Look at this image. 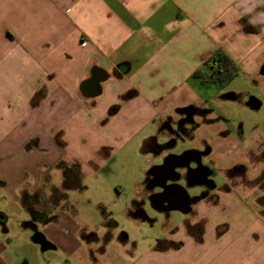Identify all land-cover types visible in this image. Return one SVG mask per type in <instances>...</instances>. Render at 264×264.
I'll return each mask as SVG.
<instances>
[{
    "label": "crops",
    "instance_id": "0c3cea01",
    "mask_svg": "<svg viewBox=\"0 0 264 264\" xmlns=\"http://www.w3.org/2000/svg\"><path fill=\"white\" fill-rule=\"evenodd\" d=\"M218 51L238 66L236 78L250 67L264 77V0H0V187L10 195L0 203V264H264L262 192L243 221L248 213L236 209L233 249L226 230L217 235L223 249L215 262L212 252L119 250L113 219H99L97 232L75 206L80 193L64 190L66 171L77 167L90 178L140 153L151 159L135 178L138 201L168 155L205 144L212 148L206 163L218 149L234 154L241 146L203 111L199 92L208 84L194 77L210 73L204 64ZM189 107L199 112L195 120L207 113L214 122L196 121L181 139L192 144L179 154L181 140L165 147L172 135L164 123H176ZM209 132L218 139L204 140ZM150 138L162 147L159 155L143 151ZM238 169L227 171L242 175ZM55 193L68 197L56 201ZM208 208L203 203L200 218ZM133 213L129 207L131 221L146 222Z\"/></svg>",
    "mask_w": 264,
    "mask_h": 264
},
{
    "label": "rangeland",
    "instance_id": "374dc122",
    "mask_svg": "<svg viewBox=\"0 0 264 264\" xmlns=\"http://www.w3.org/2000/svg\"><path fill=\"white\" fill-rule=\"evenodd\" d=\"M249 69L250 72L241 71L237 78L223 84L222 87L208 84L201 87L199 92L204 108H206L203 111H209L217 120L214 124L215 127H221L223 129L221 132H227L232 136V143L236 141L241 146L234 154H227L226 150L218 149L215 155L216 159L213 161L218 173L216 182L221 187L218 192L223 193L225 202L223 201L222 205L227 209L220 203L214 204L216 200L211 198L194 206L193 212L186 218L178 212H172L166 218L165 214L158 213L150 206H146L145 211L151 222L131 221L128 218L127 209L136 198L135 178L139 176L141 179L142 171H147L149 167L147 160L151 159L150 155L138 153L125 155L113 164L105 166L109 170L104 167L93 177H84L83 182L88 189L83 193L74 194L77 198L75 200L79 203H75V206L79 208L81 206V209L78 210L81 217L93 223L97 232L102 227L99 219H101V223L107 219H109L108 221L113 219L117 226L114 228L118 229V233H114V236L119 235V239L124 241L119 244V250L128 249L132 250L131 252L133 250L146 251L151 248L162 250L166 246V248L174 246L175 248L181 247L178 250L180 252L187 251L188 255L201 256L212 252L215 262H218L222 257L223 245L219 243L217 233L220 235L225 230V234L230 237L227 249H233V238L235 237L233 235L236 233L233 225L237 222V218L234 217L236 209L244 210L245 213H241V216L248 213L245 217H239L243 221L255 212L253 201L258 195L257 193L260 192L259 195H261L262 192L263 197L259 201L263 203L260 212L264 215V77L257 72H252L253 67ZM232 94H235L237 99L227 98ZM254 100L261 105L258 109H253ZM204 115L203 120L199 118L195 121H199V123L214 122L207 120V113ZM215 139L218 138H213L209 132L205 135L204 140L212 142ZM180 143L185 150L192 144V141L181 140ZM226 143V141H217L216 146L226 145ZM241 166L243 167L240 168ZM236 167L243 171L242 175H236L233 171V175H230L227 171L234 170ZM239 169L236 173L240 172ZM143 175L142 180L145 176ZM252 189H256L258 192H253ZM218 192L215 193L216 197H219ZM3 194L0 187V203L1 197L10 196H2ZM238 201H241L242 204H237ZM89 202L90 204H88ZM203 203H207L209 208L205 209L202 219L200 218V209ZM183 224L184 226L189 225L192 233L189 234ZM197 226L202 227L205 232V243H195L193 242L194 238H191L200 237L197 234ZM172 228L174 233H168V230ZM170 238L174 241L173 244L164 243L166 240L171 241Z\"/></svg>",
    "mask_w": 264,
    "mask_h": 264
},
{
    "label": "flooded vegetation",
    "instance_id": "af4514ba",
    "mask_svg": "<svg viewBox=\"0 0 264 264\" xmlns=\"http://www.w3.org/2000/svg\"><path fill=\"white\" fill-rule=\"evenodd\" d=\"M91 85L88 86L91 87ZM181 112L182 116L178 121H176V123H173L171 119H167V121L164 123V128L172 135L170 142L165 146L169 149L176 147V140H183L185 136L190 137L194 130L199 126V124L195 121V117H190V115L199 114L197 109L189 107L182 110ZM148 149L154 154L159 155L162 153V147L156 146L154 142L150 143ZM193 150L195 152L186 155L184 159L181 158L172 160V166L176 168L175 173L169 174L168 176V172L161 170L155 175H151L145 179L143 183V187L145 189L144 195L142 196L141 200L133 201L130 206V208H133V214L136 217L141 218L146 222H151V219L147 216L145 211L146 206H150L152 209H155L156 212L165 214L166 218H168L169 214L172 212H178L183 215L184 218H186L193 212V207L199 205L200 202H204L211 198L216 200L214 201L216 202L214 204L219 202V197H216L215 193L220 191L221 187H219L216 182V176L218 173L213 168L214 162H204V160L210 156L212 148L208 144H205L200 149ZM184 151L185 150L181 151L179 154L183 153ZM168 156L164 157L159 165H164L167 158L170 157ZM182 167L185 168L182 169ZM229 174L233 175V172L229 171ZM164 178H169L166 184H163ZM83 180L84 179H82L83 188L82 186H79L74 187L73 190L78 193H83V191L86 190ZM195 184L199 185L196 187L194 186ZM177 185L185 187L188 194L192 197V200L189 204L190 207H186L187 198L182 193V189ZM222 189L224 190V187H222ZM67 197L68 195L65 193H55L53 195V199L56 201L64 198L67 199ZM189 208H192L191 212L185 214L184 211ZM184 227L189 234L192 233V229L189 225H185ZM172 230L173 228L168 230V233L173 234L174 231ZM197 234L200 235V237L196 236V239L195 237H190L194 238L199 244L202 241L204 234L202 227L197 226ZM217 235L219 234L217 233ZM109 237L110 234H106L104 237V242H106ZM119 242L123 243L124 241L119 239ZM165 242L169 243L170 245L174 243L173 240H166L164 243ZM166 247L163 249H181V247L175 248L174 246V248Z\"/></svg>",
    "mask_w": 264,
    "mask_h": 264
},
{
    "label": "trees",
    "instance_id": "16d2710c",
    "mask_svg": "<svg viewBox=\"0 0 264 264\" xmlns=\"http://www.w3.org/2000/svg\"><path fill=\"white\" fill-rule=\"evenodd\" d=\"M205 67L210 71L208 75L205 76L201 70H198L194 77L201 79L202 84L207 83L217 87H222L223 84L234 80L239 72V68L234 61L220 51L210 57L204 64ZM82 179L83 177L77 167L73 171H66L64 174V190L67 191L82 186Z\"/></svg>",
    "mask_w": 264,
    "mask_h": 264
},
{
    "label": "water",
    "instance_id": "95a60500",
    "mask_svg": "<svg viewBox=\"0 0 264 264\" xmlns=\"http://www.w3.org/2000/svg\"><path fill=\"white\" fill-rule=\"evenodd\" d=\"M95 82L93 83L94 85V87H93V89L95 88V89H97V88H99L100 87V81H98V80H94ZM190 117H194V115H190ZM152 142H154L155 143V145L156 146H158L157 145V143H156V141H155V139H153V138H150V139H148L145 143H144V146H143V151L144 152H147L149 149H148V146L150 145V143H152ZM193 152H195L194 150H190V151H187V152H184L182 155H180V156H170L169 158H167V160H166V162H165V164L164 165H162V166H160V167H158V168H156V170H157V172L159 171H164V172H168V176H169V174H172V173H175L176 172V168L174 167V166H172V160L173 159H184L185 158V156L186 155H188V154H190V153H193ZM183 168H185V167H182V169ZM168 179L169 178H164V180H163V184H166L167 183V181H168ZM162 184V185H163ZM198 186L199 184H195L194 186ZM179 188H181L182 189V193L186 196V198H187V201H186V207H190V202H191V200H192V197L188 194V192H187V189L185 188V187H183V186H180V185H177ZM173 210H179V209H173ZM189 212H191V208H189V209H186L185 211H184V213L185 214H187V213H189ZM33 239L35 240V241H38V240H41V238L37 235H35L34 237H33Z\"/></svg>",
    "mask_w": 264,
    "mask_h": 264
}]
</instances>
